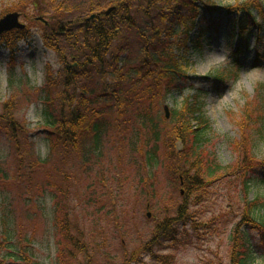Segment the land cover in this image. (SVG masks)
I'll use <instances>...</instances> for the list:
<instances>
[{
	"label": "trees",
	"instance_id": "1",
	"mask_svg": "<svg viewBox=\"0 0 264 264\" xmlns=\"http://www.w3.org/2000/svg\"><path fill=\"white\" fill-rule=\"evenodd\" d=\"M108 1L116 8L109 15L104 9L96 12L94 19H88L89 16L73 18V7L67 2L57 3L58 14L44 28L43 39L55 49L61 66L55 76L52 72L48 73L43 86H31L27 76L18 78L14 64L8 71L12 98L1 105L0 133L12 142L16 159L13 167L0 161V198L7 202L4 209H0V264H6L9 258L22 261V264H36L33 263L34 253L31 250L35 234L27 233L22 216H17L9 227L7 214L15 211V203L16 207L25 211L26 219L36 220L41 212L38 200L47 194L52 195L54 204L52 214L57 264H94L103 258V264L117 262L118 256L114 258L106 253L96 261L91 259L88 242L76 234L80 217L76 213L73 215L75 209L70 194L75 174L90 173L92 165L101 161L108 148L115 150L120 168L126 166L132 170L138 184L149 185L151 191L161 174L160 168L165 167L169 173L167 183L173 190L180 186L178 178L183 176L184 183L181 185L186 187L187 192L182 202L175 205L176 219L158 220L150 242L143 245L146 253L155 254L154 258L159 261L157 264L176 263L172 251L180 242L177 233L180 234L179 229L186 222L194 220L192 215H186L192 206L189 200L206 197L209 185L229 174L227 168L221 172V166L210 168L206 165L210 161L206 159L203 146L208 141L209 123L202 114L204 101L201 99L204 96L201 92L195 93L193 104L190 97L182 104L183 110L173 111L169 120L164 116V121H177L169 129L152 106L157 99L159 101L161 91L165 93L164 98L170 95L186 75L191 63L186 55L180 53L187 52L189 42L192 41L199 52L203 47L202 41L210 39L206 36L209 28L219 25L212 16L213 12L220 10L215 0ZM254 8H261L257 10L255 19L260 22L258 19L261 18L263 23L262 1L259 5L245 2L243 6L227 10L231 18L239 11L251 14ZM92 9L90 11L94 15ZM196 25L198 31L195 32ZM29 35L26 29L4 33L0 36V48H7L14 58L19 41ZM233 67L236 71L232 74L241 70L237 65ZM219 77L225 78L223 73ZM258 94L257 99L263 101L261 93ZM24 96L28 104L32 102L31 97L43 103L41 116L49 139V154L44 159L35 154L26 123L17 113L22 103L20 99ZM249 113L251 115L246 118L255 114L254 111ZM260 121L264 124V115ZM195 123L196 126L193 125ZM177 127L183 134L179 138L188 142L180 154L163 139L164 129L177 139L179 132H174ZM258 132L263 137V132ZM118 136L122 139L118 143H124L129 137V147L126 144H122L121 148L114 147ZM161 143L166 144L167 154L163 156L159 154ZM137 153L138 159H143L142 168L133 162ZM73 165L76 166L75 171ZM120 171L116 170L117 180L122 174ZM145 171L148 172L146 178ZM105 180L103 176L98 179L99 183H106ZM246 181L243 188L246 194L252 186L259 187L255 206L250 208L247 205V215L251 217V230L258 233L260 244H263L264 179L252 177ZM173 195L171 193V200ZM151 200L157 205L156 196H151ZM108 204L99 201L97 212L110 216L105 211ZM235 240L237 245L229 264H253L255 252L250 235L240 233L239 239L236 236ZM159 251L170 255L160 261ZM82 256L87 259L86 263Z\"/></svg>",
	"mask_w": 264,
	"mask_h": 264
},
{
	"label": "rangeland",
	"instance_id": "2",
	"mask_svg": "<svg viewBox=\"0 0 264 264\" xmlns=\"http://www.w3.org/2000/svg\"><path fill=\"white\" fill-rule=\"evenodd\" d=\"M261 1L264 3V0ZM261 1L215 0L220 10L215 11L212 16L214 20H218L219 25L211 30V34L207 33L206 36L210 39L202 41L203 47L199 52V48L192 41L189 42L187 52L180 53L182 56L186 55L191 63L190 68L186 70V77L180 79L178 87L172 89L173 92L165 98L163 96L165 93L161 91L159 101L157 99L152 105L157 116H161L163 121L164 116L169 120L173 111L183 110L182 104L190 97L193 104V96L201 92L204 96V99H201L204 101L202 114L209 123L206 136L208 141L203 147L206 150V159L212 164L208 162L206 165L210 168L214 165L221 166V172H224L225 168L229 169V174L209 185L206 197L200 196L189 200L192 206L186 215H192L191 218L194 220L178 228L180 242L172 251L176 257L175 264H229L230 256L237 245L235 237L239 239L240 233L244 232L250 235L253 244L255 252L253 264H264V242L260 244L258 233L251 230V217L247 215V205L250 208L255 206L259 187L252 186L247 194L243 189L246 180L252 177L264 179L262 162L264 135L261 137L258 132L264 134V124L260 121L261 116L264 115V106L261 107L262 104L264 105V100L257 99L258 93L264 98V22L262 23V19L259 18L262 23L260 26L252 19L261 8H254L253 17L248 16L244 11H239L230 18L231 15L227 10L238 5L243 6L245 2L259 5ZM64 2L73 7L75 11L73 18L92 15L91 8L95 15L103 9L108 11L112 8L108 0L103 3L101 0H0V19L10 12H17L19 22L30 32L27 39L19 41L13 61L18 78L27 76L31 86L36 88L45 84L48 73L52 72L55 76L61 66L57 52L45 43L43 33L44 28H47L52 21V17L58 14L57 3ZM238 22H246L249 25L247 37L231 35L233 23L236 25ZM195 27L196 32L198 25ZM10 59L9 50L1 47L0 112L1 105L12 98L7 72ZM238 62L241 70L232 74L236 71L233 66ZM221 73L225 78L219 77ZM24 97L20 99L22 103L17 113L26 123L29 137L34 142L35 154L44 159L49 154V139L42 122L43 103L31 97L32 102L28 101V104L25 100L27 97ZM166 107H168V116H166ZM248 110L254 111L255 114L246 118L251 115ZM164 122L168 129L169 126L174 127L177 123V121ZM174 130L179 132L177 139L165 129L163 139L180 154L185 150L188 142L179 138L183 135L180 127ZM120 138L118 136L114 147L121 148L124 144L129 147V137L128 140L125 137L127 141H123L124 143H118L122 140ZM11 143L4 134L0 133V161L3 164L12 165L16 159ZM165 146L166 144L161 143L160 156L166 153ZM246 151L247 155H245ZM133 158V162L142 168L143 159H138V153ZM115 169H120V174L122 173L118 180L115 179L118 173ZM73 170H76L74 165ZM90 171L82 175L75 174V180L70 184V194L75 209L73 215L76 213L80 217V226L76 234L82 236L84 242H88L91 259L96 261L102 257L101 254L106 253L114 258L119 257L114 264H157L159 261L154 258L155 254L146 253L143 245L150 242L158 220L176 219L175 205L182 202L187 192L186 187L181 185V178H178L180 186L173 190L167 183L170 179L169 173L165 167L160 168L161 174L158 175L156 185L151 191L149 185L138 184L132 170H128L126 166L120 168L116 152L110 148L106 149L99 163L92 165ZM147 174L148 172L145 171V178ZM102 176L107 179L106 183H99L98 179ZM181 191L184 193L182 194ZM171 193L174 194L172 200ZM151 196L157 197V205H154ZM99 201L101 204L109 202L105 205L107 206L105 211L110 216H106L104 212H97ZM0 202V209L3 210L7 202L2 197ZM52 203L53 198L50 194L40 198L38 205L41 212L36 220L32 221L25 218V211L16 207L15 203V211L7 214L9 227L17 216L19 218L22 216L24 218L22 223L27 233L35 234L36 240L29 250L34 253L33 263L36 264H57ZM74 224L78 228L77 223ZM181 231H184L182 235ZM159 252L160 261L164 256L168 258L170 255L164 251ZM82 259L84 263L87 262L85 256H82ZM103 259L94 264H103ZM6 264H22V261L9 258Z\"/></svg>",
	"mask_w": 264,
	"mask_h": 264
},
{
	"label": "water",
	"instance_id": "3",
	"mask_svg": "<svg viewBox=\"0 0 264 264\" xmlns=\"http://www.w3.org/2000/svg\"><path fill=\"white\" fill-rule=\"evenodd\" d=\"M113 9L114 7L110 8L106 13L109 14ZM93 17L95 16L92 15L91 18ZM16 28L18 29L25 28V25L19 22V13L11 12V13L6 14L0 19V35H2L5 32L12 31L13 29H16ZM166 112H167L166 116H168L169 115L168 107H166Z\"/></svg>",
	"mask_w": 264,
	"mask_h": 264
},
{
	"label": "clouds",
	"instance_id": "4",
	"mask_svg": "<svg viewBox=\"0 0 264 264\" xmlns=\"http://www.w3.org/2000/svg\"><path fill=\"white\" fill-rule=\"evenodd\" d=\"M43 158V157H42Z\"/></svg>",
	"mask_w": 264,
	"mask_h": 264
}]
</instances>
